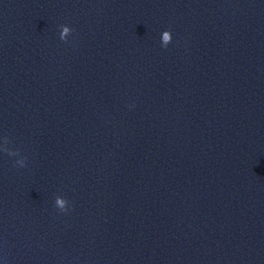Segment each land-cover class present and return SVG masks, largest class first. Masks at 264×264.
I'll use <instances>...</instances> for the list:
<instances>
[{
	"label": "water",
	"instance_id": "obj_1",
	"mask_svg": "<svg viewBox=\"0 0 264 264\" xmlns=\"http://www.w3.org/2000/svg\"><path fill=\"white\" fill-rule=\"evenodd\" d=\"M0 264H264V0H0Z\"/></svg>",
	"mask_w": 264,
	"mask_h": 264
},
{
	"label": "clouds",
	"instance_id": "obj_2",
	"mask_svg": "<svg viewBox=\"0 0 264 264\" xmlns=\"http://www.w3.org/2000/svg\"><path fill=\"white\" fill-rule=\"evenodd\" d=\"M65 31H67L66 28H65ZM65 205H66V201L64 199H61L60 197L56 198V207H58L60 209V211H62V212L67 211V208Z\"/></svg>",
	"mask_w": 264,
	"mask_h": 264
}]
</instances>
